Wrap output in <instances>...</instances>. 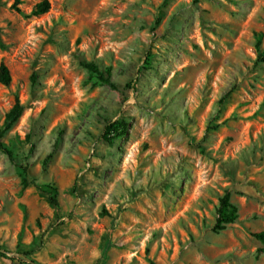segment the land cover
<instances>
[{"label":"rangeland","instance_id":"374dc122","mask_svg":"<svg viewBox=\"0 0 264 264\" xmlns=\"http://www.w3.org/2000/svg\"><path fill=\"white\" fill-rule=\"evenodd\" d=\"M11 1L0 130L14 95L23 111L0 137V264H264V0ZM225 191L236 217L215 232Z\"/></svg>","mask_w":264,"mask_h":264},{"label":"trees","instance_id":"16d2710c","mask_svg":"<svg viewBox=\"0 0 264 264\" xmlns=\"http://www.w3.org/2000/svg\"><path fill=\"white\" fill-rule=\"evenodd\" d=\"M23 0H12L10 9L18 14H22L19 10V5ZM49 9V3L46 0H41L37 2L32 9L29 11L27 15H23L24 17L29 16H38L47 12ZM256 63H264V51L256 56ZM80 66L84 68L90 75L94 76L99 82L106 84L110 88H114L113 83L110 80V72L108 69L99 70L98 67L90 62H80ZM34 76H30V81L33 83ZM10 82V77L7 68L0 64V85L7 87ZM23 111V106L19 103L16 95L13 97V104L7 113L4 115L3 119V127L0 130V137L2 134L8 130V128L20 117ZM125 132V125L123 122L119 120H115L113 122H109L103 127V132L101 134V139L104 142H110L115 137H119L123 135ZM0 150H2L6 155L10 156L9 151L4 149L0 143ZM23 186L26 185L25 179L22 180ZM48 202L50 206L54 209H58L57 201L53 195H48ZM236 217V209L235 206L230 202V194L228 191H225L217 200V204L214 208V224L212 226V230L215 232L223 230L228 224L233 223ZM252 236L259 240L260 242H264V232H258L252 234ZM32 251H27L21 253L24 257H29ZM264 254V250L262 251ZM0 258L5 260H12V257L7 256V252L0 249ZM26 264H39L32 259H29Z\"/></svg>","mask_w":264,"mask_h":264}]
</instances>
